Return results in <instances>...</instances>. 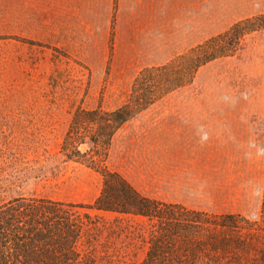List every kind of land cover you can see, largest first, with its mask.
I'll use <instances>...</instances> for the list:
<instances>
[{
	"label": "rangeland",
	"instance_id": "obj_1",
	"mask_svg": "<svg viewBox=\"0 0 264 264\" xmlns=\"http://www.w3.org/2000/svg\"><path fill=\"white\" fill-rule=\"evenodd\" d=\"M5 7L6 0H0V203L19 195L92 203L101 193V173L67 159L61 151V142L78 107L114 109L121 106L143 68L117 66L111 53L105 65L100 59L87 62L54 45L51 10L46 13L41 39L17 34L21 29L6 27ZM260 13H264V0H203L195 41H206L235 22ZM157 61L162 58L150 62ZM169 72L172 84L180 75L184 81L191 75L181 61ZM180 102L187 107H179ZM182 111L248 122L245 132L231 137L238 141L236 147L221 155L223 160L231 159L230 164L222 165L225 166L221 173L224 193L199 198L194 195L184 205L211 213L239 212L246 220H240L242 228L238 234L262 244L264 29L248 33L235 53L202 65L192 81L125 123L114 137L110 167L120 171L131 183L140 170L150 167L164 176L165 167L171 164L169 161L167 164L164 151L158 146L163 133L151 132L150 128L164 123L166 115ZM185 182L195 183V180ZM141 183L146 187V195L165 201L164 177L145 178ZM149 189L153 194H148ZM77 209L81 215L90 214L78 245L83 256L79 264H141L144 261L156 229L148 217ZM209 227L218 229L215 225ZM189 262L192 264L193 260ZM193 264H234V259H219L215 254Z\"/></svg>",
	"mask_w": 264,
	"mask_h": 264
},
{
	"label": "trees",
	"instance_id": "obj_2",
	"mask_svg": "<svg viewBox=\"0 0 264 264\" xmlns=\"http://www.w3.org/2000/svg\"><path fill=\"white\" fill-rule=\"evenodd\" d=\"M261 29H264V13L241 19L167 63L141 69L127 101L121 106L78 107L61 142V151L67 159L101 173V193L87 204L39 195H19L1 202L0 264H79L83 256L78 245L90 214L81 215L77 208L148 217L156 229L141 264H191L189 259L193 264L215 254L219 259L233 258L234 264H264V236L263 243L258 244L238 234L242 228L240 220H246L244 215L211 213L151 197L109 164L114 137L125 123L192 81L202 65L235 53L244 36ZM178 61L184 62L191 75L185 81L180 75L172 84L169 69ZM211 225L218 229L211 230Z\"/></svg>",
	"mask_w": 264,
	"mask_h": 264
},
{
	"label": "crops",
	"instance_id": "obj_3",
	"mask_svg": "<svg viewBox=\"0 0 264 264\" xmlns=\"http://www.w3.org/2000/svg\"><path fill=\"white\" fill-rule=\"evenodd\" d=\"M50 10L53 44L87 62L100 59L105 65L111 53L117 66L162 65L205 41L194 38L203 0H6V27L41 39ZM158 58L162 61L150 62ZM183 103L179 107H187ZM180 113L166 115L164 123L150 128L163 133L158 146L171 164L165 167L164 176L150 167L140 170L132 184L145 194L141 180L164 177L165 201L171 203H190L194 195L221 196L225 187L222 165L231 163L221 155L236 147L238 141L231 137L245 132L248 122ZM150 191L148 194H153Z\"/></svg>",
	"mask_w": 264,
	"mask_h": 264
}]
</instances>
